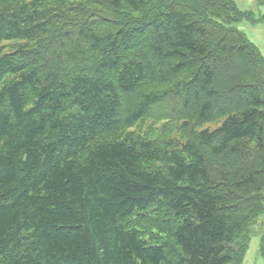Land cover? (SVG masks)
Segmentation results:
<instances>
[{
	"label": "trees",
	"instance_id": "trees-1",
	"mask_svg": "<svg viewBox=\"0 0 264 264\" xmlns=\"http://www.w3.org/2000/svg\"><path fill=\"white\" fill-rule=\"evenodd\" d=\"M242 20L264 14L0 0V264L242 262L264 215V55ZM183 114L179 148L143 130Z\"/></svg>",
	"mask_w": 264,
	"mask_h": 264
},
{
	"label": "rangeland",
	"instance_id": "rangeland-1",
	"mask_svg": "<svg viewBox=\"0 0 264 264\" xmlns=\"http://www.w3.org/2000/svg\"><path fill=\"white\" fill-rule=\"evenodd\" d=\"M236 4L239 6V8L243 11L249 10L253 11L255 14V17H260L262 14H264V4L260 3L259 0H234ZM75 2V1H74ZM98 6V5H97ZM95 7L97 11H99L101 14H108V11L105 10V12L100 7ZM120 12L125 14H130L127 9H122ZM134 16H136V13H133ZM139 16V15H138ZM143 16V14H142ZM238 26L245 32L247 37L260 49L262 54L264 55V22H258V23H250L248 20H242L238 23ZM4 46L9 47V41L4 42ZM189 118V119H188ZM191 116H186L183 114L180 120H169V119H161L159 122L154 121L152 119L148 120L145 123L144 131H150L152 132L151 136L155 138V136H159L164 130L166 129L165 138L174 140V143L170 148H179L180 145L186 142L187 140V131L184 132L183 130V122L185 120H189L192 122V125L194 124V121L191 120ZM220 122H206L204 124L199 125L197 129L202 128H209L214 129ZM182 125V126H181ZM157 127V129L153 128ZM141 123L138 125L137 130H140ZM155 129V130H154ZM158 139V138H157ZM169 146V145H167ZM147 222H137L139 227L142 228V230L145 231L146 235L149 238H156V239H166V231L165 226L162 225L164 223H161V221H156L155 218L152 220L148 217L146 219ZM163 222V221H162ZM264 234V215H261L259 218V221L253 228V235L251 237L249 247L247 249V252L245 254L244 259L239 264H264L263 257L260 253V244L262 240V236Z\"/></svg>",
	"mask_w": 264,
	"mask_h": 264
}]
</instances>
